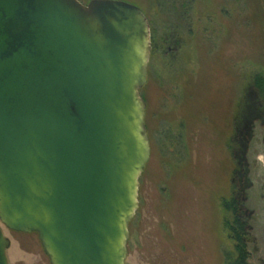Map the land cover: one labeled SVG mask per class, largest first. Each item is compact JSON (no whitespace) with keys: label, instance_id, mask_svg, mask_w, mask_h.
Listing matches in <instances>:
<instances>
[{"label":"water","instance_id":"obj_1","mask_svg":"<svg viewBox=\"0 0 264 264\" xmlns=\"http://www.w3.org/2000/svg\"><path fill=\"white\" fill-rule=\"evenodd\" d=\"M152 50L127 2L0 0V223L50 264H126ZM11 244L0 226V264Z\"/></svg>","mask_w":264,"mask_h":264},{"label":"rangeland","instance_id":"obj_2","mask_svg":"<svg viewBox=\"0 0 264 264\" xmlns=\"http://www.w3.org/2000/svg\"><path fill=\"white\" fill-rule=\"evenodd\" d=\"M115 1L145 13L153 47L141 92L151 159L126 264H223L235 173L251 216V264H263L264 113L252 79L264 75V0ZM0 226L10 264H50L37 234Z\"/></svg>","mask_w":264,"mask_h":264},{"label":"trees","instance_id":"obj_3","mask_svg":"<svg viewBox=\"0 0 264 264\" xmlns=\"http://www.w3.org/2000/svg\"><path fill=\"white\" fill-rule=\"evenodd\" d=\"M258 108L264 113V75L259 74L252 79ZM237 173L233 177L232 194L223 202V210L227 214L225 229L228 233L232 249L224 254L223 264H251L249 245L253 241L251 216L247 211L243 182H239ZM264 264V263H263Z\"/></svg>","mask_w":264,"mask_h":264}]
</instances>
